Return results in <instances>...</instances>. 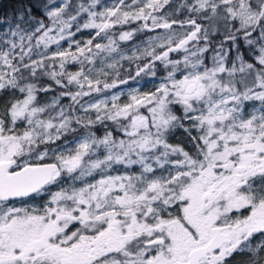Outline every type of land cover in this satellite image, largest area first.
<instances>
[{"label":"snow or ice","instance_id":"6c2138e0","mask_svg":"<svg viewBox=\"0 0 264 264\" xmlns=\"http://www.w3.org/2000/svg\"><path fill=\"white\" fill-rule=\"evenodd\" d=\"M4 96L0 264H264V0H17Z\"/></svg>","mask_w":264,"mask_h":264},{"label":"rangeland","instance_id":"374dc122","mask_svg":"<svg viewBox=\"0 0 264 264\" xmlns=\"http://www.w3.org/2000/svg\"><path fill=\"white\" fill-rule=\"evenodd\" d=\"M104 2L105 3H111V0H104ZM135 26L136 25H132V27H135ZM88 37H89V32L88 31H84V32L78 34L77 39L83 40V39H87ZM144 38L145 37L142 36L138 40L144 39ZM64 47H67V44L66 43H64ZM69 70L74 71L75 69L73 70L72 66H70ZM156 82L157 81H152L149 78H143V79H141L138 82V84H137V82H131L130 81V83L127 86H121V87L124 88L125 91H127L129 88H136L139 85L141 91H147V90L151 89L153 87V84L156 83ZM121 99H122V102H123L124 100H126V97H122ZM182 138H183L182 137V133L178 130L176 132V135L173 138L172 142L173 143H180L181 140H182ZM236 260L238 262L239 260H241V257H237Z\"/></svg>","mask_w":264,"mask_h":264},{"label":"trees","instance_id":"16d2710c","mask_svg":"<svg viewBox=\"0 0 264 264\" xmlns=\"http://www.w3.org/2000/svg\"><path fill=\"white\" fill-rule=\"evenodd\" d=\"M16 2H17V0H0V17L12 13ZM140 37H142V36L137 37V39H139ZM127 67H128V65H125V68H127ZM72 68L74 70L75 66H72ZM160 74H163L162 70L160 71ZM49 95H52V94H49ZM6 99H7V97L4 96L2 99H0V103H3L4 100H6ZM64 103H67V100H65Z\"/></svg>","mask_w":264,"mask_h":264}]
</instances>
